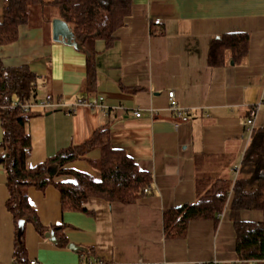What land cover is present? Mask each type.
I'll use <instances>...</instances> for the list:
<instances>
[{"label": "crops", "instance_id": "obj_1", "mask_svg": "<svg viewBox=\"0 0 264 264\" xmlns=\"http://www.w3.org/2000/svg\"><path fill=\"white\" fill-rule=\"evenodd\" d=\"M4 3L0 0V19ZM54 18L58 17L50 7L44 14L34 12L19 27V39L0 46L4 64L27 65L36 73L39 98L52 94L71 104L85 100L125 110L79 104L70 112L49 111L36 105L35 115L25 125L32 142L27 167L69 146H81L106 127L111 147L124 151L152 178L149 191L136 201L91 197L85 205L88 212L64 210L54 185L43 190L30 187L28 200L40 222L48 231L62 226L67 244L58 245V234L54 232L53 242L25 222L23 262L90 264L89 259H97L106 264H201L217 259L233 264L239 260L229 207L239 174L234 168H240L252 138L245 121L258 102L255 128H264V0H132L131 12L116 30L114 43L107 47L98 39L95 57L83 45L76 49L55 41ZM231 33L248 34L246 57L235 62L227 54L224 65L211 66L212 42ZM89 58L97 68L94 85L88 78ZM171 90L180 106L192 110L189 120L169 110ZM136 109L141 110V117L135 116ZM150 109L156 110L153 115ZM3 136L0 122V143ZM101 155V149L93 147L63 168L99 179ZM71 179L57 177L59 181ZM220 179L232 185L218 219L190 221L182 238L166 236L165 212L195 202L198 191ZM6 181V169L0 165V264L18 260V228L7 208ZM241 218L264 222V212L245 210ZM68 244L84 250H72Z\"/></svg>", "mask_w": 264, "mask_h": 264}, {"label": "trees", "instance_id": "obj_2", "mask_svg": "<svg viewBox=\"0 0 264 264\" xmlns=\"http://www.w3.org/2000/svg\"><path fill=\"white\" fill-rule=\"evenodd\" d=\"M48 7L68 23L76 40L95 57L94 44L98 39L104 40L107 47L114 43L116 30L131 12L132 0H7L0 19V46L16 42L19 27L27 24L34 12L44 14ZM248 49L249 36L246 33L218 36L209 50V64L214 67L224 65L227 54L235 62H240L246 57ZM96 76V63L89 58L88 78L91 85L95 84ZM39 82L40 77L27 65L7 67L0 57V122L4 131L0 146L5 150V154L0 155V165L7 172V208L13 214L16 231L21 219L32 223L41 235L49 230L40 222L28 200L27 192L32 186L43 190L48 185H54L60 191L64 210L88 212L85 205L91 197L123 203L136 201L150 185L152 177L124 151L111 147L106 127L96 130L92 138L81 146H69L45 162L33 168L27 167L32 142L25 125L35 113L10 105L16 100L38 102ZM251 137L232 188L228 180H217L204 191H198L195 202L166 211V236L182 238L190 221L218 219V215L225 210L231 188L233 198L229 209L237 231L238 259L241 264H264V222L241 218L245 210L264 212V128H254ZM93 147L100 148L102 152L98 163L101 171L99 179L63 168L64 164ZM52 167L57 168L53 176L50 175ZM59 176H70L72 179L59 181ZM53 229L58 234V245L65 246L67 241L61 234L63 227L55 226ZM25 251L23 236L16 234L15 256L20 262L24 261Z\"/></svg>", "mask_w": 264, "mask_h": 264}, {"label": "built area", "instance_id": "obj_3", "mask_svg": "<svg viewBox=\"0 0 264 264\" xmlns=\"http://www.w3.org/2000/svg\"><path fill=\"white\" fill-rule=\"evenodd\" d=\"M4 1H7V0H4ZM168 97H169V101H170L169 110L176 117H178L184 121L189 120L192 116V110L190 108L182 107L178 104V102L175 98V92L173 90L168 92ZM79 104H86L88 106H99L100 108H102L105 111L112 110V111L116 112L118 110H125V108L123 106L110 107V106H108L102 102H100V103L87 102L85 100H79L77 103L71 104V103L64 101L59 96L52 95V94H45L44 96L39 98L38 102H35V103L34 102H20V101L16 100L10 105V107H20L25 111H32L33 108L36 105H38L44 110L53 111L56 109H63V110L70 112L75 108L76 105H79ZM260 107H261V102H258L256 104H254L253 106H251V108L249 110V115L246 118L245 126H246V130L248 131L250 136L252 135L253 130L255 128V118L257 116V113H258ZM155 111L156 110H154V109H150V113L152 115L154 114ZM134 114L136 117H141L142 112L140 109H136V110H134ZM239 169H240L239 167H236V168H234V171L236 173H238ZM144 191L148 192L149 187L145 188ZM88 263H90V264H106L105 262H103L101 260H97V259H89ZM141 263H143V262L141 261ZM241 263H242L241 260H237L233 264H241ZM10 264H38V263L36 260H30L27 263H23V262H20L19 260L15 259ZM201 264H222V262L217 260V259H214L211 261H204Z\"/></svg>", "mask_w": 264, "mask_h": 264}, {"label": "water", "instance_id": "obj_4", "mask_svg": "<svg viewBox=\"0 0 264 264\" xmlns=\"http://www.w3.org/2000/svg\"><path fill=\"white\" fill-rule=\"evenodd\" d=\"M52 27H53V39L55 41H61L68 45L74 46L76 49H82V44L76 40L73 30L66 21H64L61 18H54L52 21ZM56 171L57 170L55 167L51 168L50 175L51 176L55 175ZM24 227H25V220L23 219L19 220L18 232H17L18 237L22 236L24 232ZM46 237L50 238L53 242H56V237L53 230L48 231L46 233ZM68 248L72 250H84L83 247L76 246L74 244H68Z\"/></svg>", "mask_w": 264, "mask_h": 264}]
</instances>
